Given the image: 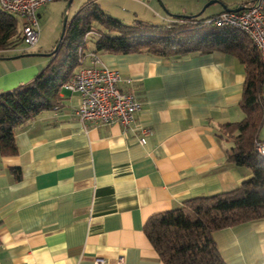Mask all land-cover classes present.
<instances>
[{
	"label": "crops",
	"instance_id": "obj_1",
	"mask_svg": "<svg viewBox=\"0 0 264 264\" xmlns=\"http://www.w3.org/2000/svg\"><path fill=\"white\" fill-rule=\"evenodd\" d=\"M91 1L124 23L160 25L193 15L210 0L165 4L181 14L165 13L157 0ZM253 1L212 3L235 8ZM33 47L0 52V92L46 65L30 59L45 55H28L41 53L39 36ZM96 55L118 71V87L135 94L140 110L128 128L88 125L75 115L78 94L61 89L57 106L16 129V153L0 155V264H93L97 257L104 264L118 257L125 264H164L143 232L145 221L188 199L234 190L251 176L248 166L227 159L231 144L219 132L244 116L238 102L245 66L235 55L217 49L168 59L147 52ZM139 127L150 130L145 143ZM213 239L224 264H264V219L214 231Z\"/></svg>",
	"mask_w": 264,
	"mask_h": 264
},
{
	"label": "trees",
	"instance_id": "obj_2",
	"mask_svg": "<svg viewBox=\"0 0 264 264\" xmlns=\"http://www.w3.org/2000/svg\"><path fill=\"white\" fill-rule=\"evenodd\" d=\"M173 18L160 25L141 20L124 23L88 0L67 19L49 62L28 82L0 92V155L16 153L14 136L19 126L58 105L62 84L88 53L147 52L167 59L215 49L231 53L245 66L238 102L244 116L221 124L219 132L231 144L227 159L248 166L251 176L234 190L188 199L178 208L150 216L143 225L145 236L164 264H224L213 232L264 219V156L254 148L255 140L264 142L259 138L264 121V65L256 46L243 32L206 24V18L193 15ZM89 42L93 44L90 50ZM20 44L18 17L0 8V52Z\"/></svg>",
	"mask_w": 264,
	"mask_h": 264
},
{
	"label": "built area",
	"instance_id": "obj_3",
	"mask_svg": "<svg viewBox=\"0 0 264 264\" xmlns=\"http://www.w3.org/2000/svg\"><path fill=\"white\" fill-rule=\"evenodd\" d=\"M52 0H0V8L15 14L20 18L24 48L33 46L39 36L37 10ZM264 0H254L238 11L222 10L205 19V23L218 27L235 28L245 35L256 46L264 65ZM89 56L90 64H85ZM82 63L77 66L62 84V89L76 92L79 104L75 115L82 123L88 125L118 123L128 128L135 120V114L140 110L141 102L132 91H124L118 87L123 81L116 69L100 63L95 53H88ZM130 83V79H125ZM264 125V121H263ZM140 143H145V137L150 132L145 127H139ZM254 148L260 156H264V142L255 140ZM93 264H104L102 257L95 258ZM115 264H125L122 257Z\"/></svg>",
	"mask_w": 264,
	"mask_h": 264
},
{
	"label": "rangeland",
	"instance_id": "obj_4",
	"mask_svg": "<svg viewBox=\"0 0 264 264\" xmlns=\"http://www.w3.org/2000/svg\"><path fill=\"white\" fill-rule=\"evenodd\" d=\"M160 1H161L160 6L165 10V13L167 12L170 14H181V13H176V12L170 11L166 7L165 4L168 2L171 7L179 8V7H182L184 5V3H186L189 0H160ZM241 1H247V0H241ZM86 2H87V0H72L71 3L69 4V6H67L68 0H52L45 5V7L42 9V11H43L42 17H40L38 19L40 44H41V42L44 44L43 49L40 51L41 53H45V52L47 53V52L51 51L54 48V46L56 45V43L59 39V36H60L64 14L67 16V19L69 20L74 15V13L76 11H78L80 9V7L83 4H85ZM205 3H207V1L204 2L197 9V11L195 13H192V14L198 13L201 10V8L204 6ZM220 6L222 7L221 3H219V2H214L210 5H208L203 10V12H201L199 15H197L198 19L205 18L208 12H210L212 10L216 11V9L220 8ZM18 20H19V23H21L19 17H18ZM195 30H197V29H195ZM88 45H90V42L88 43ZM24 47L25 46L23 44H20L19 46H17L14 49H11L7 52H2V55H4V54L5 55L6 54L7 55L16 54V53H18V51H17L18 49L24 48ZM31 47H33V46H31ZM31 47L28 48L29 49L28 52H31L30 50H34L35 48L37 49L38 46L33 47V48H31ZM35 52H37V51H35ZM30 59H32L33 61H42V63H48L50 60V56H45V57L44 56H31ZM259 138L260 139L264 138V128H262L260 130Z\"/></svg>",
	"mask_w": 264,
	"mask_h": 264
},
{
	"label": "water",
	"instance_id": "obj_5",
	"mask_svg": "<svg viewBox=\"0 0 264 264\" xmlns=\"http://www.w3.org/2000/svg\"><path fill=\"white\" fill-rule=\"evenodd\" d=\"M72 0H68V3H67V6H69V4L71 3ZM159 2V4H161V1L160 0H157ZM213 2V0H210L208 1L207 3L204 4V6L201 8V10L196 13V14H193V16H197L199 15L201 12H203V10ZM222 8L223 10H229V11H238L240 10L241 8H243V5L241 6H237L235 8H227L225 5H222ZM180 16H183V17H190L191 15H180ZM66 21H67V16L64 14L63 16V21H62V27H61V32H60V36H59V41L61 40L63 34H64V30H65V25H66ZM58 47V43L54 46V48L47 52V53H28V55H33V54H37V55H45V56H51L53 54V52L57 49Z\"/></svg>",
	"mask_w": 264,
	"mask_h": 264
}]
</instances>
